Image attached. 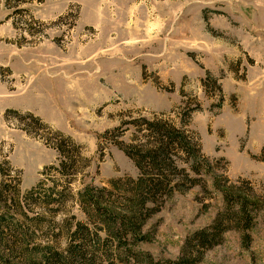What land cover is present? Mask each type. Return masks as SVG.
<instances>
[{
	"label": "rangeland",
	"instance_id": "obj_1",
	"mask_svg": "<svg viewBox=\"0 0 264 264\" xmlns=\"http://www.w3.org/2000/svg\"><path fill=\"white\" fill-rule=\"evenodd\" d=\"M161 114L198 135L214 169L223 158L230 179H249L264 194V0H0V169L18 172L22 194L40 181L58 189L71 181L58 212L39 196L23 201L28 219L14 215L39 247L33 262L17 243L2 247L12 264H60L39 258L44 247L64 250L78 221H96L78 191L136 178L114 141H130L125 122ZM55 131L82 145L88 166L80 161L75 176L48 171L59 162ZM205 179L208 193L197 185L166 199L136 249L179 256L223 206ZM250 234L245 248L240 231H227L198 264H264V208ZM92 246L95 264H104V249L114 252L111 243Z\"/></svg>",
	"mask_w": 264,
	"mask_h": 264
},
{
	"label": "trees",
	"instance_id": "obj_2",
	"mask_svg": "<svg viewBox=\"0 0 264 264\" xmlns=\"http://www.w3.org/2000/svg\"><path fill=\"white\" fill-rule=\"evenodd\" d=\"M164 116L142 117L124 123L133 128L130 141L116 140L114 144L133 161L138 176L113 179L108 186L87 185L80 189L81 208L88 218L96 220L93 227L78 221L74 230L69 232L64 250L47 244L44 248L49 253H43L39 258L45 260L52 255L60 264H95L99 249H94L92 244H100L102 248L111 243L114 252L104 249V264H198L231 229L240 231L243 247L250 246V230L257 214L264 208V194L258 192L249 179H230L225 159L215 160L217 163L224 161V165L214 169V159L204 154L198 135ZM124 129L123 132L130 130L128 127ZM55 135L52 147L58 152L59 162L48 167V171L54 169L63 176H75L80 161L88 166L82 145L60 131H55ZM15 173L17 175L12 177L13 173L6 174L3 166L0 169V177L7 176L0 180V264H12L1 250L4 246L12 247V243H17L31 262L34 260L32 254L38 252L39 245L30 247L28 233L14 215L20 213L25 221L28 219V212L23 209L25 199L33 201L39 196L46 206H56L51 211L58 212L71 194V181L62 189L43 187L44 181H40L22 194L19 174ZM205 176L212 178L214 189L223 199V206L212 222L189 234L179 256L174 259H155L151 253L136 249L140 243L150 240L149 233L143 230L144 225L161 210L167 198L197 185L209 192ZM11 207L15 208L14 213H9ZM11 225L15 231L11 237H6Z\"/></svg>",
	"mask_w": 264,
	"mask_h": 264
}]
</instances>
